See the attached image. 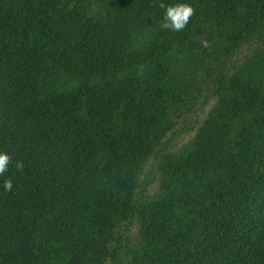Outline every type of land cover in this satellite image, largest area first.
<instances>
[{
    "label": "trees",
    "instance_id": "trees-1",
    "mask_svg": "<svg viewBox=\"0 0 264 264\" xmlns=\"http://www.w3.org/2000/svg\"><path fill=\"white\" fill-rule=\"evenodd\" d=\"M0 151V264H264V0H0Z\"/></svg>",
    "mask_w": 264,
    "mask_h": 264
},
{
    "label": "clouds",
    "instance_id": "clouds-1",
    "mask_svg": "<svg viewBox=\"0 0 264 264\" xmlns=\"http://www.w3.org/2000/svg\"><path fill=\"white\" fill-rule=\"evenodd\" d=\"M159 6L164 9L163 22L160 27L174 32L183 30L195 11L192 5L187 2H177L171 5L161 3ZM205 46L207 45L205 44ZM10 161L11 157L6 152L0 151V176L8 171ZM15 167L18 170H23V162L17 161ZM2 187L5 192L11 191L13 188L12 180L5 178Z\"/></svg>",
    "mask_w": 264,
    "mask_h": 264
},
{
    "label": "rangeland",
    "instance_id": "rangeland-1",
    "mask_svg": "<svg viewBox=\"0 0 264 264\" xmlns=\"http://www.w3.org/2000/svg\"><path fill=\"white\" fill-rule=\"evenodd\" d=\"M187 138H188L187 136L184 138H181L178 142H176V145L184 143L187 140Z\"/></svg>",
    "mask_w": 264,
    "mask_h": 264
}]
</instances>
